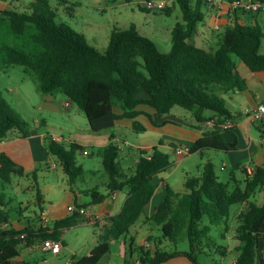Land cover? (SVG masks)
I'll return each mask as SVG.
<instances>
[{
	"label": "trees",
	"instance_id": "trees-1",
	"mask_svg": "<svg viewBox=\"0 0 264 264\" xmlns=\"http://www.w3.org/2000/svg\"><path fill=\"white\" fill-rule=\"evenodd\" d=\"M193 1L175 0L181 8L183 21L172 30V49L168 52L162 51L152 38L139 33L135 24L128 29L114 27L102 51L92 45L84 33L59 20L49 0H35L30 11L0 9V73L14 65L23 66L34 75L37 88L43 94H63L76 103L86 114L90 129L96 133L113 129L116 121L122 118L133 119L136 132L146 131V126L137 120L142 114L137 109L139 105H149L159 115L170 114L175 106H182L191 111L198 122L213 118L206 115L212 111L219 115L218 123L226 121L232 114L223 93L247 87L234 56L252 71H263L264 30L256 18L250 23L244 21L241 16L248 12L235 11L234 14L242 13L236 14L233 24L226 28L219 47L203 49L193 40L205 17L202 2L206 1ZM170 10L166 6L162 11L169 13ZM142 91L146 97L141 96ZM116 107L123 112L117 113ZM258 121L264 128V122ZM12 131L26 137L31 133V125L0 91V138ZM222 133L220 130L206 132L191 146L189 154L208 149H236L237 141L227 142ZM110 139L98 151L107 174L108 192L93 188L88 193L92 196V204L103 202L116 191L126 190L127 198L122 209L109 216L105 233L90 254L67 264H102L103 258L111 252L110 241L130 234L159 186L156 176L172 164L170 154L155 145L150 150L139 149L136 165L127 172L120 163L121 149L113 134ZM48 150L59 157L70 181L75 183L83 171L77 164V156L89 153L87 147L50 137ZM243 173L246 174L243 185H232L219 177L214 161L208 159L202 165L200 176L187 177L184 193L167 184L163 201L149 218L159 226L161 234L149 237L148 246H135L132 237L130 252L139 250L140 264H162L177 256H186L193 264H201L200 253L218 252L225 256L229 248L218 244L211 236L212 226H223L221 236L226 238L232 206L246 203V208L237 216L239 244L233 264H264V203L251 201L258 191L264 190V165L258 166L252 176L247 170ZM27 174L24 166L8 153L0 152V206L8 209L11 205L21 214L19 216H22L24 203L14 208L15 198L7 200L5 189L14 176ZM32 174L37 180L36 170ZM43 202L38 189L40 212L35 213L36 221L42 215ZM76 205L87 207L86 204ZM85 215L72 212L54 220L52 227H37L33 220L23 222L18 218L16 223L0 224V264H32L16 260L22 245H32L38 240L43 243L48 238L60 240L65 229L80 221H89ZM19 222L23 226H19ZM183 236L188 238L189 251L165 248L167 241L177 248Z\"/></svg>",
	"mask_w": 264,
	"mask_h": 264
},
{
	"label": "rangeland",
	"instance_id": "rangeland-1",
	"mask_svg": "<svg viewBox=\"0 0 264 264\" xmlns=\"http://www.w3.org/2000/svg\"><path fill=\"white\" fill-rule=\"evenodd\" d=\"M34 1L0 0V8L4 5V8L30 11L31 3ZM142 1L145 0H132V3H129L127 0H49L52 7L57 11L59 20L70 23L77 31L84 33L88 41L102 51L107 47L114 27L128 29L132 24L136 25L137 30L142 35H149L153 39H156L159 45H161V49L170 51L172 49V37H170L168 31L164 30V28L167 27L171 19L167 20L165 15L163 17L160 15L158 20L154 19L152 11L148 12L140 8L141 5L142 7H146ZM173 14H181L179 4H176ZM250 15L252 14H248L247 17ZM145 20H147V23L144 22ZM260 20L264 29V12L260 13ZM261 52H264V37L262 39ZM235 58L240 61L236 55ZM0 91L11 105L30 123L31 129H37L39 126L46 127L48 133L63 137L64 141H68L71 133L76 131V129L89 128L86 114L76 103L71 102L70 106H67L65 102L69 99L65 95L43 94L37 88L34 75L27 72L21 65L11 66L0 73ZM172 112L177 115H192L191 111L182 106H175ZM124 133L125 135L123 136L121 133L120 137L128 140V143L121 142L122 149L119 160L122 167L128 172L130 168L136 165L135 158L139 155L137 146L150 141L151 135H149L150 133H138L133 130L124 131ZM167 151L170 154L172 164L166 170L165 179L175 191L184 193L186 191L185 181L187 177L200 176L206 156L200 153H193L187 157L179 158L170 150ZM42 155L44 156V153ZM213 158L217 174L222 180H225L229 177L231 167L228 166L226 170L221 169L222 157L213 156ZM77 164L83 168V171L77 176L75 183L70 181V177L65 172L59 157L51 153H47L42 160L36 163V166L26 169L29 175L14 176L13 181L5 189L7 200L10 197H14V208L20 207V203L22 202L24 203V210L22 216H19L21 214H18L17 210L11 208L10 205L7 211L10 219L13 221L18 218L22 219L23 222L29 219L33 220L32 222L37 220L35 213L40 212V207L37 204L38 189L45 197V206L52 211H58L67 207V204L71 201L74 204L85 203L87 205V207L84 205L87 213L84 217L87 218L89 215L95 217L94 211L97 210L98 212L102 204H92V196L90 194L86 195L83 191L95 188V185H97L96 189L102 192L106 191L105 187L101 185L106 175L102 157L98 155L97 150L90 155L82 153L77 156ZM34 170L37 172V180H35L32 174ZM91 170L95 172L92 173ZM72 191L77 194L78 200H76ZM120 197L123 200L125 192H120ZM251 201L258 204L264 203V190L258 191L251 198ZM240 206L241 203L235 204L231 208V227L234 223H237L233 215L238 211ZM120 208L121 201L118 203L116 211ZM144 220H147L145 214L142 215L138 221L139 224L137 223L130 233V236L135 238V246L139 245L143 240L144 230H152L154 238L161 234L159 226L154 221L147 220L144 223ZM205 221L207 222V218ZM7 225L10 224L7 221L4 222V226ZM222 227L221 225L212 226L211 236L218 244L228 246L230 240L228 237L224 238L221 236ZM103 230L104 222L96 224L87 220L80 221L65 230L63 234L65 245L61 253L58 255L53 253L43 255L56 263L66 262L67 259L72 258L74 253L77 257L86 255L90 249L101 241ZM125 240L126 237H122L110 241V259L106 260L109 255L107 254L103 258L102 264H124L126 257L130 258L131 241L128 239L125 242ZM42 244H40V248ZM165 244V248L168 251L175 249L180 251L190 250L189 241L186 236H183L179 241L177 248H174L173 244L169 241L165 242ZM142 245H149L147 238L143 240ZM38 255L39 253H37ZM138 255L139 250L135 252L134 257ZM236 256L237 251L235 249H228V253L225 256L218 252L210 254L200 253L198 254V260L201 264H231ZM52 262L47 264H52Z\"/></svg>",
	"mask_w": 264,
	"mask_h": 264
},
{
	"label": "crops",
	"instance_id": "crops-1",
	"mask_svg": "<svg viewBox=\"0 0 264 264\" xmlns=\"http://www.w3.org/2000/svg\"><path fill=\"white\" fill-rule=\"evenodd\" d=\"M127 1L129 3H132V0L131 1L127 0ZM165 1L167 2V7L171 8L169 13L162 10H150L146 7H142V5L140 6V8H145V11L148 12L152 11L154 13L153 17L156 20L160 18V15H162V17L163 15H165L167 20L171 19L167 27L164 28V30L166 29L170 37H172V30L177 23L183 21V14L182 11L180 15L173 14V11L174 9H176V4H177L175 0H165ZM228 1L229 0H223L220 6L217 7L207 2H202L203 3L202 11L204 12L205 17L204 20L199 23L198 31L194 36L193 41L196 43L197 46L206 50H215L216 48L219 47L222 35L226 30V28L233 24L236 14L239 15L242 13V12H237L234 14V11H232L229 7ZM142 2L145 3V1ZM195 2L196 0L193 1V3ZM3 8L4 5L0 9ZM248 14H252V15L247 17ZM243 15L244 16L241 17L244 19L245 22L250 23L256 18L261 24L260 13H243ZM144 22L147 23V20H145ZM145 36L150 37L149 35H145ZM153 40L157 43V45L161 49L160 47L161 45H159L156 39ZM199 43L200 45H198ZM161 50L164 52H168L165 51L166 49L165 50L161 49ZM234 59L239 74L247 81V87L243 90L235 89L233 91L223 93L226 106L232 114L230 119L234 122V126L232 130L226 132L224 129H222L221 124L224 121L218 123L217 120L219 119V115L215 114L212 111L206 112L207 113L206 115L212 116L213 118L206 120L204 122H198L195 120L193 115H188V116L186 114L177 115L174 114L173 112L166 115H159L156 112V110L151 106L139 105L137 109L141 111L142 114L138 115L137 120H139L146 126V131L141 133H150L149 135H151V140L146 141V143H141L140 145H138L137 146L138 153H139V149L150 150L153 146L157 145L163 151L168 153L167 150H170L177 157L183 158L180 157L177 153L178 147L180 146L191 147L206 132L213 130H220L223 132L222 134L227 142H233L235 140L237 141L236 149H232L229 151L208 149L203 151H197L195 153H200L201 155L206 156V161L208 159L213 160L214 159L213 156H221L222 157L221 169L226 170L228 166L231 167L229 177L223 181L230 182V184L232 185L233 184L243 185L244 178L246 177V174L243 173V170H247V167H253L254 169H256L258 166L264 165V135H263L264 128H262V124L258 120L253 119L250 114L246 113L247 110L256 108L260 103H264V70L252 71L240 58L239 59L241 62L237 58H235V56ZM141 96L146 97L147 94L144 91H142ZM115 110L117 113L123 112L122 108L120 107L119 108L116 107ZM133 121L134 120L131 118L119 119L116 121V125L113 129L102 131L99 133L93 132L90 129V126L89 128H85V129L79 128L76 129V131H74L73 133H71V136L68 138V141H75L86 146L89 153L85 155H90L92 152L96 150L98 153L99 148L107 145L111 141L110 135L113 134L114 140L118 142L120 149H122L121 142L124 141L125 143H128V140H125L124 138L120 137L121 133L124 136L125 135L124 131H130V130L135 131L133 128ZM262 121L264 122V118L262 119ZM50 137H53L55 140H59V141L64 140L63 137H59L54 134L48 133L46 127H42V126H39L37 129L36 128L31 129V133L26 137H22L18 132L12 131L6 137L0 138V152L4 151L8 153L17 163L24 166L25 169H28L33 166H36L37 162L42 160L47 153L48 154L50 153L48 150V141ZM21 141L23 142L19 143ZM43 153L44 156L42 155ZM138 158L139 155L137 158H135V163H137ZM131 169L132 168H130L128 172H130ZM91 172L94 173L95 171L91 170ZM240 172H242V174H240ZM166 173L167 171H163L156 176V180L159 182V186L152 200L149 202V204L146 206L143 212V214L146 215V219L148 221L150 220L149 218L151 217V215L154 213L155 208L163 201L166 195L165 186L168 184V182L165 179ZM107 182L108 180L106 174L104 176L103 181L101 182V185L104 186L106 190L104 193L108 192L106 187ZM95 186L97 187V185ZM91 189L93 188L84 190L83 193L89 195L88 191ZM120 192H125V198L123 200L120 197ZM72 194L75 196L76 200H78L77 194H75V192L73 191ZM42 196L44 200V202L41 204L43 207V212L40 219L33 223L37 227L41 225L44 226L48 225L49 227H52V223L54 222V220L67 217L70 214H72V212H69L67 209L70 204H74L71 203V201L67 204V207L59 209L58 211H52L51 209L45 206V197L43 194ZM126 198H127L126 190L116 191L112 194H109V196L103 202H100L102 204L100 210L98 212L97 210L94 211L95 217H91L90 215L88 216L90 222L96 224H100L104 222V230L101 233V239L103 234L105 233V229L107 228V225L109 224L108 221L109 216L118 213L122 209ZM120 201H121V208L118 211H116L118 207V203ZM81 204L84 205L85 203H81ZM94 204H98V203H94ZM245 208H246V203H241V206L239 207L238 211L233 215L237 223H234L232 227L230 226L231 218L229 220V229L227 231V236H226V238L228 237L230 240V243L228 245L229 250L235 249L236 246L239 244V239L236 234V227L238 225L237 216ZM7 211L8 209L0 206V224L3 226H4V222L6 221L9 224L13 223V221L14 223H16L17 221V219L12 221ZM147 220H144L145 221L144 223H146ZM138 221L133 227H136L137 223L139 224ZM18 225L23 226L22 222L21 223L19 222ZM140 225L142 226V224ZM132 228L130 230V233L132 231ZM143 236H144L143 240L147 238L148 244H150L149 237H154V234L152 230L150 231L144 230ZM132 237L133 236H130L129 234L126 237L125 242H127L128 239H131ZM114 239H119V238H114ZM60 240L62 241L64 246L65 241L63 239V235H62V239ZM143 240L139 245H142ZM153 241L154 239L151 240V242ZM40 244H42V241L38 240L32 245H26V244L22 245L21 254L19 257L16 258V260L17 261L26 260L31 262L32 264L51 263L52 261L49 258L44 257V255L51 252L42 250V247L40 248ZM92 249H90L89 253L87 254H90ZM37 253H39L38 256ZM134 254L135 251H133V253L130 254V258L126 257V259L124 260V264H140L139 256L134 257ZM78 258L80 257H77V255L74 253L72 258L67 259L66 262L64 263L52 262V264H67L70 263L73 259H78ZM109 259H110V254L107 256L106 260ZM234 261L235 259L231 264H233ZM162 264H193V263L186 256H177L172 259H169L166 262H163Z\"/></svg>",
	"mask_w": 264,
	"mask_h": 264
},
{
	"label": "built area",
	"instance_id": "built-area-1",
	"mask_svg": "<svg viewBox=\"0 0 264 264\" xmlns=\"http://www.w3.org/2000/svg\"><path fill=\"white\" fill-rule=\"evenodd\" d=\"M209 4L214 6H220L223 0H204ZM229 7L232 11H244L248 13H261L264 12V0H229ZM146 8L150 10H163L167 6V2L165 0H145ZM65 104L70 106L71 102L66 101ZM247 114H250L253 119L262 120L264 118V103H260L256 108L251 110H247ZM234 122L231 119L224 121L221 124V128L226 130L229 128H233ZM189 146H180L177 148V153L180 157L188 156L190 153ZM247 172L249 176H252L255 173V169L253 167H247ZM69 212L79 211L82 214L87 213L86 207H78L75 204H70L68 206ZM63 247V243L61 240H56L53 238L46 239L42 244V250L51 252L53 254L60 253Z\"/></svg>",
	"mask_w": 264,
	"mask_h": 264
}]
</instances>
